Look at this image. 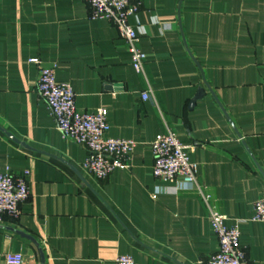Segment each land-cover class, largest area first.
Listing matches in <instances>:
<instances>
[{"label": "crops", "instance_id": "obj_1", "mask_svg": "<svg viewBox=\"0 0 264 264\" xmlns=\"http://www.w3.org/2000/svg\"><path fill=\"white\" fill-rule=\"evenodd\" d=\"M134 1L145 77L116 27L90 19L87 0H0V167L30 172L20 217L0 222V264L8 253L37 264L214 255L202 197L153 177L152 144L168 129L191 148L210 206L239 222L249 264H264V222L252 221L264 197V0ZM54 66L79 112L106 108L107 136L136 142L128 168L102 181L83 171L87 150L62 138L36 93L40 70Z\"/></svg>", "mask_w": 264, "mask_h": 264}, {"label": "built area", "instance_id": "obj_2", "mask_svg": "<svg viewBox=\"0 0 264 264\" xmlns=\"http://www.w3.org/2000/svg\"><path fill=\"white\" fill-rule=\"evenodd\" d=\"M90 19L107 20L117 29L131 56V65L136 74L143 77L147 55L140 49L139 43L146 36V29L137 20L140 3L134 0H87ZM135 17L136 26L129 23ZM157 23V21H154ZM164 26V28H166ZM32 63H39L37 59ZM36 93L43 100L54 119L62 138L87 150V158L82 169L92 178L102 181L116 169L128 168L130 156L136 142L130 139L110 138V129L106 108L94 113H82L76 108V94L69 83L58 82L56 67L42 68L36 84ZM144 101L153 98L149 87L141 94ZM154 157L153 177L160 183H174L177 190L197 191L209 209V222L218 241L217 252L201 264H249L245 247L240 242L239 222L227 225V217L213 209L210 196L204 194L197 180V166L191 159V148L184 145L171 129L157 137L152 144ZM25 170L18 175L10 169L2 171L0 167V222L5 218L18 219L21 207L30 197L28 178ZM157 188L155 194L161 193ZM253 222H264V197L254 204ZM7 264H37L21 254L8 253ZM115 264H134L129 256H119Z\"/></svg>", "mask_w": 264, "mask_h": 264}, {"label": "water", "instance_id": "obj_3", "mask_svg": "<svg viewBox=\"0 0 264 264\" xmlns=\"http://www.w3.org/2000/svg\"><path fill=\"white\" fill-rule=\"evenodd\" d=\"M202 94H203L202 92H201V93H199V96H202ZM192 103H194V101H193Z\"/></svg>", "mask_w": 264, "mask_h": 264}]
</instances>
